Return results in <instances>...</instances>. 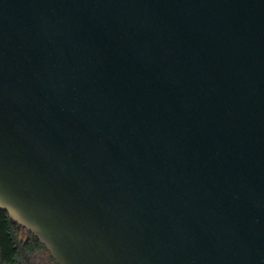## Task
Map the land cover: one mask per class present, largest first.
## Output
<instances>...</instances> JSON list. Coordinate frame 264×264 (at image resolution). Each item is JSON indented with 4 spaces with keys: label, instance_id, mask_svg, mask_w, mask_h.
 <instances>
[{
    "label": "water",
    "instance_id": "obj_1",
    "mask_svg": "<svg viewBox=\"0 0 264 264\" xmlns=\"http://www.w3.org/2000/svg\"><path fill=\"white\" fill-rule=\"evenodd\" d=\"M0 209L57 264H264V0H0Z\"/></svg>",
    "mask_w": 264,
    "mask_h": 264
},
{
    "label": "trees",
    "instance_id": "obj_2",
    "mask_svg": "<svg viewBox=\"0 0 264 264\" xmlns=\"http://www.w3.org/2000/svg\"><path fill=\"white\" fill-rule=\"evenodd\" d=\"M37 257L44 264H57L37 237L0 209V264H38Z\"/></svg>",
    "mask_w": 264,
    "mask_h": 264
},
{
    "label": "rangeland",
    "instance_id": "obj_3",
    "mask_svg": "<svg viewBox=\"0 0 264 264\" xmlns=\"http://www.w3.org/2000/svg\"><path fill=\"white\" fill-rule=\"evenodd\" d=\"M36 259H37L36 261L38 264H44V261L42 259H39L38 257Z\"/></svg>",
    "mask_w": 264,
    "mask_h": 264
}]
</instances>
